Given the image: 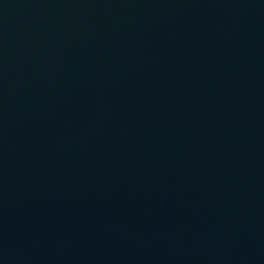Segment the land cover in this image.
I'll return each instance as SVG.
<instances>
[{
	"label": "water",
	"instance_id": "obj_1",
	"mask_svg": "<svg viewBox=\"0 0 264 264\" xmlns=\"http://www.w3.org/2000/svg\"><path fill=\"white\" fill-rule=\"evenodd\" d=\"M0 264H264V0H0Z\"/></svg>",
	"mask_w": 264,
	"mask_h": 264
}]
</instances>
